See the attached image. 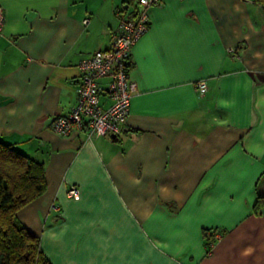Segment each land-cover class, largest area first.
<instances>
[{
    "label": "crops",
    "instance_id": "crops-1",
    "mask_svg": "<svg viewBox=\"0 0 264 264\" xmlns=\"http://www.w3.org/2000/svg\"><path fill=\"white\" fill-rule=\"evenodd\" d=\"M0 11V141L44 164L46 190L18 218L52 264H264V205L254 209L264 200V12L254 0L150 6L125 127L92 138L59 135L52 121L77 104L79 63L110 47L138 0H0Z\"/></svg>",
    "mask_w": 264,
    "mask_h": 264
},
{
    "label": "built area",
    "instance_id": "built-area-1",
    "mask_svg": "<svg viewBox=\"0 0 264 264\" xmlns=\"http://www.w3.org/2000/svg\"><path fill=\"white\" fill-rule=\"evenodd\" d=\"M160 0H138L135 18H125L113 34L108 49L98 50L79 63L81 83L77 89V104L66 115L56 116L52 129L59 135L70 136L75 131H86L88 138L117 135L125 127L130 115L131 100L137 87L130 75L132 51L136 42L150 28L148 8L158 5ZM5 24V17L0 11V36ZM90 24V18L84 19ZM107 79V86L101 84ZM201 94L208 90L205 80L197 83ZM107 97L106 105L103 97ZM68 195L74 200L80 199V190L72 185Z\"/></svg>",
    "mask_w": 264,
    "mask_h": 264
},
{
    "label": "trees",
    "instance_id": "trees-1",
    "mask_svg": "<svg viewBox=\"0 0 264 264\" xmlns=\"http://www.w3.org/2000/svg\"><path fill=\"white\" fill-rule=\"evenodd\" d=\"M264 12V0H254ZM46 190L43 162L0 141V264H52L18 211ZM264 205L258 198L254 209Z\"/></svg>",
    "mask_w": 264,
    "mask_h": 264
}]
</instances>
